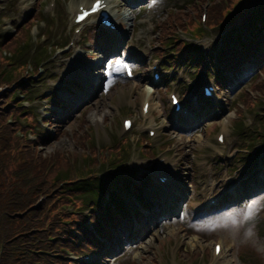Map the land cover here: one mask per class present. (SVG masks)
I'll use <instances>...</instances> for the list:
<instances>
[{"label":"rangeland","instance_id":"374dc122","mask_svg":"<svg viewBox=\"0 0 264 264\" xmlns=\"http://www.w3.org/2000/svg\"><path fill=\"white\" fill-rule=\"evenodd\" d=\"M40 1L43 4H47L49 0ZM87 1L89 3L91 0ZM234 1L237 0H210L207 5L202 1L201 3L199 2L198 4L186 7V4H192L191 0H187V2L184 3V9L176 11L179 13V16L174 19V22H170L172 26L173 24H178V27H170L169 30L173 33L177 32L178 29L181 30L180 33L194 30L193 27L195 25L197 27L200 24L199 17L200 13L203 11L206 12L207 19L208 16L210 18L214 17V19H210L211 22L208 21V23H213L217 26L225 17L229 20L231 14L234 16L236 9L235 5L229 8L227 14L223 12L226 5L225 3ZM61 3L63 2L58 3L56 8H59ZM64 3L70 6H77L80 3H85V0H66ZM179 3H182L181 0H163L162 8L157 11V20L162 19V13H164L166 7ZM213 4L219 8L210 11ZM5 5L8 9H13L14 0H6ZM258 6L259 3L251 4L246 2L248 12ZM33 9L34 4L31 1L28 6V12ZM183 13H186V15L183 16ZM26 17L28 16L22 18L23 21ZM14 19L21 21V17L17 14H15L14 18L5 15L3 17V24H0V162L8 163L13 168L18 179L21 177L30 179L32 186L35 188V192H37L35 197L41 199L40 201L45 199L48 201L44 207V217L36 220L37 223H40L39 226H41L39 231H33L27 237L23 231L18 229L14 230V233L18 234L16 237L26 240L22 242L23 251L16 247L12 240L5 244L0 241V260L3 259L4 264H40L34 258V256L38 255L49 258L51 260L50 264H83L79 262V260L86 264H216L218 262L217 259H215L217 256H213L212 254L213 245L219 244L212 243L216 239L221 240L223 248L231 250L232 255L230 264L240 263L239 253L242 248L245 250V253L248 250L255 251V254L259 257L258 264H264V242L260 241L258 238L261 237L260 233L258 234L256 230L258 227H256L255 224L249 226L243 225L240 221L242 209L231 204L234 197L238 196V194L235 196L224 195L223 198L229 203L225 205L221 204L222 206L217 209H212L210 211H208L209 209L192 211L187 214L186 218L188 221H191V226L195 225V227L200 229V234L196 235L203 237L202 240H199L203 243V248H195L197 242L196 238L194 241L191 240L194 235L184 228L178 229V237H173V241L171 240L172 235H170V229L175 223L163 222L165 217L167 218L171 215L170 213L165 214L167 209L163 208V206L156 210L154 216L156 226L153 228L146 227L147 232L144 231V229H139V227L132 236L130 225L132 220L138 219L132 218L129 219L128 230L120 234V238L115 237L114 239L108 232H94L91 233V236L90 234L88 235L89 239L92 237V240L87 239V245L76 244L74 242L76 235L71 233V228L68 227V225L74 220L79 219L75 216V211L79 207L81 198L83 199L84 194L78 195L76 192H72V199L71 195L68 199L69 193L63 194L60 199L59 192L63 185L61 181L55 180L54 176L63 173L61 175L63 180H65V176L69 175L70 176L67 178L73 180L74 175L72 173L77 170L76 165L84 163L88 167L93 166L96 162V160H94L96 155L94 145L96 144L99 148L103 149L108 144L109 136L115 137L117 134L119 135L121 118H118L120 113L127 101L134 102L135 104L141 101L143 97L141 95L142 90L141 87L138 89H129L130 84L127 82L114 83L113 86L111 85L110 89L101 95L95 96L96 91L93 90L89 95H83L78 102H72V97L74 95H71L73 86L70 80L73 79L66 81L65 78L70 75L71 71L74 73L75 77H78V71H73L72 67L70 69L66 67V64L57 60V55L55 54V51L63 47L68 40L69 34L63 29L65 25L59 24L55 29L51 22H48L47 26L52 28V30H40V21L37 25L35 24L36 22H30L22 27L20 31L15 33H13V31L10 33L7 24ZM181 24H183L182 28L179 27ZM204 26L206 27V33L203 34L204 38L196 44V47L202 52L204 50L209 51L213 49L214 42L217 40L224 41L227 34L223 33L220 38L217 39V37L211 35L216 29L214 28V31L211 33L207 28V21ZM157 30L158 27L155 26V32L149 35L154 46L158 45ZM126 31L127 28L121 30L117 39L118 41H123V38L126 36ZM139 32V29L135 30L129 42V47L127 45L124 46V50L130 51L128 53L132 56H134L132 49H134L136 53H141L144 50L142 47L143 39L140 38ZM207 35L210 36V39L207 38ZM40 38H44L45 41L42 42ZM196 38L200 37L198 36ZM22 42H25L26 45L21 46ZM181 43L185 42H180L179 40V44ZM46 46H51L52 56L50 58H42L40 71L37 72L36 69H33L34 57ZM18 47H20L19 51L12 56L11 52H15ZM96 47H99V45L97 46L96 39L93 40L88 37L82 47L84 54L80 58V62L85 61L86 58H97L100 56L101 51ZM176 56L172 57L175 58ZM104 63L105 62H103L101 67L104 66ZM20 65H24V67ZM98 69H100V66H98ZM185 72L193 74L189 66L186 67ZM113 76L114 75L109 76V78L111 79ZM191 76L193 77V75ZM143 77L148 78L145 73ZM110 79H108L107 82H109ZM6 80L8 81L7 84L5 83ZM139 80L142 82L143 79L139 77ZM172 80H176L174 75H162L160 83H169ZM21 82L24 84V87H26V90H28L26 93H24L25 90L17 92V87L20 88ZM174 82H176L178 88L182 90L179 86L182 82ZM54 84L59 85V88L53 87ZM60 84H63L62 93H66L71 99L68 104L58 101V93L61 89ZM13 94L15 95L14 98ZM251 94L252 96H257L258 94L255 102L256 106L260 107L258 103H264L263 93L252 91ZM159 99L164 100V104L163 110L159 115V119L161 120L160 125L154 126L157 139L153 142L152 147L159 146L161 150L167 151L168 147L166 146V141L162 138V133L165 132V130L171 131L170 126H172V124L169 121L172 107L165 93L159 91L156 96L155 94L151 96L152 108L150 112L158 105L157 101ZM236 99L237 98H235L234 102ZM71 104L73 108L70 109ZM95 105L99 108L97 114L100 117L109 115L110 119H103L104 124L99 125V127H102V132H96V139L91 142L89 134L91 127L90 124H85V118L87 120L89 119L88 121L92 123L90 121V114L93 113ZM55 106H57L59 110H55ZM240 106L241 103L237 102L236 107L240 108ZM235 114H237L236 109L226 111L225 116L220 122V127L224 128L226 133L227 150L215 144L219 152L225 151L226 153L229 149H233L239 151V153L231 158L222 157L220 159H214L212 161L214 174L211 176H205L204 169L202 170L204 177L214 182L217 180L221 181L226 177L233 178L235 174H232L234 171L232 168L247 165L245 157L242 156L241 158V155L246 151H250L252 155L251 171L264 161V159H259L257 161V156L264 148V144H260L264 143V137H262V134H264V125L261 123L263 120L262 116L256 115L254 111L251 113L248 112V117L243 118L246 120L242 119L239 123L241 129L237 130V128L235 129V125H237ZM154 115L156 116V114ZM33 118L35 121L32 123V127H28L27 121ZM51 118H58L59 120L51 121ZM36 119L40 122L43 119L49 122V126L46 127L47 129L42 128V126L39 125L40 122L36 121ZM207 121L209 120L203 119L199 122H203L201 124L203 125ZM249 121H252V124L248 126ZM67 122H69L68 128L72 129L71 135H68L67 130L63 129L64 126L61 125ZM148 122L152 124L151 120H148ZM228 125L229 129L226 131ZM9 128H11L10 131ZM257 129L260 130L257 131ZM30 130L33 132V138H31L32 135ZM58 130L65 132L60 138L56 137L57 133L55 132ZM213 132V138H215L219 131L216 134L215 131ZM173 135L177 136L179 139L177 140L174 138L173 140L174 155H165L163 159H171L170 162L178 165L180 171L189 173L193 148L196 147L202 137L199 134L191 136L189 134L184 135L177 132L172 134L168 133L166 137H173ZM41 137L48 139V142L44 143L43 140H40ZM129 139L131 142L136 141V137L134 136H130ZM258 144H260L261 150L253 147ZM118 145L120 147V144ZM247 145L251 147L248 148ZM87 155L92 159H86ZM262 158H264V155ZM262 168L264 170V166ZM158 170L159 167H152V171L156 172ZM88 172H91L90 168H88ZM169 173L170 180L174 185L170 191L176 192L178 176L172 171H169ZM241 178L242 175L240 171H236V179L240 181ZM186 180L190 179L186 178ZM239 185L242 195L247 191L255 190V187H257L255 182L251 183L246 179L238 184V186ZM155 188L159 190V195H165V191L160 186H155ZM129 191L130 190L125 189L124 194L127 195ZM145 195L146 194H144V197ZM159 195L155 194L152 196L150 194L147 196L148 204L155 206L153 200H157ZM132 197V195L129 197V204L131 203ZM104 199H106L105 196ZM241 199H244V197L242 196ZM40 201L33 204L31 208L36 209ZM193 212H198V214H194ZM259 215L264 219V212H261ZM54 217L58 218V227L55 230L48 231L47 229ZM124 224L127 223L124 221L120 223L121 226ZM221 225L226 230L229 229L230 231L218 230ZM119 229L120 228H115L116 231ZM36 236H41L42 238L46 237V242L49 244L52 243L48 246L51 251L42 250L38 243L29 241L30 238ZM83 237H85V235H83ZM104 239H113V253H107L104 248L102 249L103 242L101 240ZM125 245L132 247L133 250H130L129 256L119 258L117 255L120 252L118 246ZM183 246L185 248H183ZM4 251L8 254L7 259L2 257ZM89 251L92 252L89 255L93 256V259L84 261V254L89 253ZM249 255L250 254H247V256ZM97 257L100 263H97ZM211 259H213L214 262L210 261Z\"/></svg>","mask_w":264,"mask_h":264},{"label":"trees","instance_id":"16d2710c","mask_svg":"<svg viewBox=\"0 0 264 264\" xmlns=\"http://www.w3.org/2000/svg\"><path fill=\"white\" fill-rule=\"evenodd\" d=\"M218 8V6L213 4L210 11ZM184 15H186V13H183V16ZM210 19L212 20L214 17L210 18L208 16L209 22H211ZM182 26L183 24L179 25L181 28ZM162 28L167 31L165 25H162ZM225 62L226 65L231 64L227 58ZM249 99V96L245 94L244 102L248 103ZM10 129L11 128H9V131ZM64 134L65 132L58 130L56 137L60 138ZM40 140H43L44 143L48 142V139L45 137H41ZM83 188L85 190L87 189L82 185L80 187V191H83ZM75 190H78V188H75ZM36 195L37 192H35V188L32 186L30 179H26L25 177L18 179L13 171V168L8 163L0 162V241L2 243L5 244L6 242L12 240L13 244L23 251L22 242L26 240L24 238L16 237L18 234H15L14 230L18 229L23 231L27 237L31 232L39 231L41 226H39L40 223H37L36 220L44 217V207L48 200L45 199L40 201L41 199L35 197ZM38 201H40L38 207L36 209L31 208L33 204H36ZM58 222V218L54 217L47 230H55L58 227ZM86 240L87 239L85 238L83 241H77L76 244L87 245L88 242ZM29 241L38 243L42 250L51 251L48 246L52 243L49 244L46 242V237L42 238L41 236H36L30 238ZM244 252L245 250L242 248L239 254ZM2 257L7 259L8 254L4 251ZM34 258L40 264H50L51 262L49 258L42 255L34 256ZM3 262V259L0 260V264H4Z\"/></svg>","mask_w":264,"mask_h":264},{"label":"bare ground","instance_id":"6f19581e","mask_svg":"<svg viewBox=\"0 0 264 264\" xmlns=\"http://www.w3.org/2000/svg\"><path fill=\"white\" fill-rule=\"evenodd\" d=\"M99 61H100V60H99ZM144 92H145L146 94H150L151 90H150V89H144ZM90 120H91L92 122H94V123H98V121H99V119L96 117V114H95V113H93V114L90 115ZM173 137H174L175 139L179 140V139L177 138V136L173 135ZM197 140H198V139H197ZM158 173L160 174L161 171H159ZM164 203L166 204V203H167V200H164ZM171 203L174 204V201H171ZM158 204H159V203H158ZM159 206H160V204H159ZM154 209H156V207H154L152 210H149V211L152 212ZM140 216H144V214L141 212V213H140ZM143 219H144L146 222H151L150 219H152V218H151V217H148V216H144ZM152 220H153V219H152ZM171 230H172V234H173V235H176V234H177V230H176L175 228H172ZM218 230H220V231H230L229 229L226 230L222 225L218 228ZM118 234H120L119 231L116 233V235H118ZM104 250H106L107 252L112 251V249H104ZM216 259H219V256H217Z\"/></svg>","mask_w":264,"mask_h":264},{"label":"snow or ice","instance_id":"6c2138e0","mask_svg":"<svg viewBox=\"0 0 264 264\" xmlns=\"http://www.w3.org/2000/svg\"><path fill=\"white\" fill-rule=\"evenodd\" d=\"M255 207H256V202H253L251 205H249V214H251V210L254 209Z\"/></svg>","mask_w":264,"mask_h":264}]
</instances>
